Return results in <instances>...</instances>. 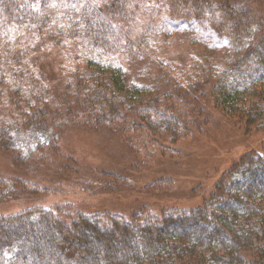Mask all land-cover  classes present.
<instances>
[{
  "label": "trees",
  "instance_id": "trees-1",
  "mask_svg": "<svg viewBox=\"0 0 264 264\" xmlns=\"http://www.w3.org/2000/svg\"><path fill=\"white\" fill-rule=\"evenodd\" d=\"M133 1L0 0V150L15 153L17 165L28 166L47 145L23 149L24 132L52 131L60 123L114 132L136 126L177 139L181 123L189 121L174 99L197 108L209 95L226 116L264 129V11L249 10L253 1L264 0H186L196 20L207 9L220 11H213V25L205 19L204 31L225 45L233 38L237 44L229 58L204 59L206 77L201 73L185 84L172 75L177 85L161 96L132 84L125 73V55L145 48L144 35L125 24L132 21ZM55 56L84 65L96 60L102 83L91 93L85 77L75 80L74 91L48 85ZM160 62L165 74L177 71ZM15 174L0 175V183L11 181L8 189L21 192L27 180ZM38 185L33 190L49 189ZM106 215L71 216L33 206L0 216V264H264V156L241 157L199 208L135 212L129 219Z\"/></svg>",
  "mask_w": 264,
  "mask_h": 264
},
{
  "label": "rangeland",
  "instance_id": "rangeland-1",
  "mask_svg": "<svg viewBox=\"0 0 264 264\" xmlns=\"http://www.w3.org/2000/svg\"><path fill=\"white\" fill-rule=\"evenodd\" d=\"M253 2L250 12L262 13L264 3ZM210 10L196 20L190 1H133L132 21L125 24L144 35L145 48H133V55H125L129 82L145 84L152 93L161 96L177 85L172 75L186 84L192 76L203 73L206 77L204 59L229 58L237 41L233 38L225 45L207 35L205 19L213 25V11L220 12L206 11ZM51 60L53 68L48 79L51 81H45L50 86L70 87L74 91L75 80L85 77L93 86L87 88L91 93L92 88L102 83L96 60L88 65H84L85 60L77 62L60 56ZM160 61L170 63L177 71L165 74L167 70H161ZM193 66L197 69L193 70ZM79 68H86L87 75L82 69L81 76L76 75ZM204 90L208 93L209 86ZM46 93L53 94L49 90ZM205 96L198 101L197 108L170 100L189 121L186 125L182 119L184 125L181 123L177 139L159 130L136 126L133 132L126 130L128 125L124 127L126 132H114L109 128H85L76 122L53 125V132L41 129L24 132L20 141L23 149L39 143L47 145L28 166L17 165L15 153L0 150V175L10 177L16 173L27 180L21 192L8 189L11 181L0 183V216L33 206L71 216L84 213L107 217L108 213H120L128 219L135 212L163 215L172 210L199 208L241 157L248 152L264 156V129L245 127L217 109L209 95ZM34 184L49 189L33 190Z\"/></svg>",
  "mask_w": 264,
  "mask_h": 264
}]
</instances>
